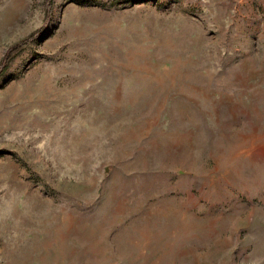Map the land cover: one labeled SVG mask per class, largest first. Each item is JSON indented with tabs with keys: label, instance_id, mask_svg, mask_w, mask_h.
Masks as SVG:
<instances>
[{
	"label": "rangeland",
	"instance_id": "374dc122",
	"mask_svg": "<svg viewBox=\"0 0 264 264\" xmlns=\"http://www.w3.org/2000/svg\"><path fill=\"white\" fill-rule=\"evenodd\" d=\"M0 264H264V0H0Z\"/></svg>",
	"mask_w": 264,
	"mask_h": 264
}]
</instances>
